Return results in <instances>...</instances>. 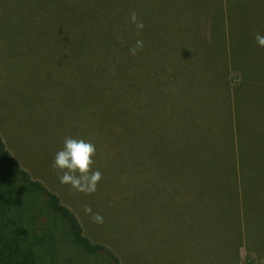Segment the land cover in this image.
<instances>
[{
	"label": "rangeland",
	"instance_id": "374dc122",
	"mask_svg": "<svg viewBox=\"0 0 264 264\" xmlns=\"http://www.w3.org/2000/svg\"><path fill=\"white\" fill-rule=\"evenodd\" d=\"M132 3L155 15L164 34L157 37L164 53L158 90L174 84L177 92L181 70L191 67L179 96L182 112L205 122L194 132L203 134L194 163L173 150L178 142L166 136L162 101L152 111L158 121L149 122L147 83L135 107L89 69L81 20L72 24L85 0H0V135L21 166L75 212L84 233L124 264H264V48L254 38L264 35V0ZM137 60L149 74L150 59ZM67 137L97 148L93 170L103 179L94 194L60 183L52 165ZM209 162L226 167L227 177L214 175L221 184L201 167ZM86 205L103 224L85 214ZM70 254L81 257L68 243L65 264H73ZM85 261L75 264L107 262Z\"/></svg>",
	"mask_w": 264,
	"mask_h": 264
},
{
	"label": "trees",
	"instance_id": "16d2710c",
	"mask_svg": "<svg viewBox=\"0 0 264 264\" xmlns=\"http://www.w3.org/2000/svg\"><path fill=\"white\" fill-rule=\"evenodd\" d=\"M84 5L85 12L82 16L72 15V24H75L77 19L81 20L86 58L91 61L89 69L100 72L104 77L105 87L111 88L112 82L113 88L126 95L125 104L133 102L135 107L143 104L147 83L150 92L145 93V98L150 106H153L148 117L149 122L152 124L158 121L152 112L158 109L155 105L159 102L155 100L167 105L168 109H163L162 106L163 119L161 118L167 128L166 136L168 139L173 137L178 142V145L171 144L173 150L177 147L178 152L186 158L185 162L191 166L197 157L195 140L198 141L203 136L200 134L196 139L194 132L199 127H205V122H195L198 114L182 112L184 102L179 94L181 95V85H186V75L191 67L181 70L177 92L173 83L170 92H160L158 88H161L164 53L161 47L157 49V37L159 39V35L164 34L158 30L160 25L155 21L156 16L134 10L132 0H85ZM133 11L138 13L139 19L145 25L139 34L135 24L130 21ZM150 30L157 32L156 38L151 36L152 40L149 39ZM138 39L144 41V48L138 51L137 55H132L130 48ZM138 58L150 59L149 74L147 63L138 61ZM167 84L168 81H163L162 87L166 88ZM181 115L185 119L180 123L183 125L167 120L177 118L179 122ZM187 118L190 120L186 121ZM208 123L209 128L211 124ZM166 148L167 151L170 150L167 144ZM201 167L212 170L211 178L216 180L214 184H221L215 176H228L223 165L209 162ZM68 243L73 244L81 256L80 259L70 254V263L75 264V259L86 260L88 263L92 258L101 257L107 260L104 264H124L111 249L104 244L93 242L84 233L75 212L61 201L57 193L40 180L34 179L30 172L21 166L0 135V264H65L63 250L64 245Z\"/></svg>",
	"mask_w": 264,
	"mask_h": 264
},
{
	"label": "clouds",
	"instance_id": "9594fccd",
	"mask_svg": "<svg viewBox=\"0 0 264 264\" xmlns=\"http://www.w3.org/2000/svg\"><path fill=\"white\" fill-rule=\"evenodd\" d=\"M131 23L135 24L138 34L145 27L138 13L133 11L130 14ZM254 38L259 47L264 48V35L259 32L254 34ZM144 48V41L138 39L135 45L130 48L132 55H137L138 51ZM97 155V148L91 141L77 139L72 137L65 138L63 148L55 155L53 168L60 173L59 180L61 184L70 186L73 192L94 194L100 181L103 179L101 171L93 170L95 164L94 157ZM85 214H88L92 221L97 224H103L104 218L99 213H93L90 206L84 207Z\"/></svg>",
	"mask_w": 264,
	"mask_h": 264
},
{
	"label": "crops",
	"instance_id": "0c3cea01",
	"mask_svg": "<svg viewBox=\"0 0 264 264\" xmlns=\"http://www.w3.org/2000/svg\"><path fill=\"white\" fill-rule=\"evenodd\" d=\"M223 16H224V14H223ZM4 140V139H3Z\"/></svg>",
	"mask_w": 264,
	"mask_h": 264
}]
</instances>
